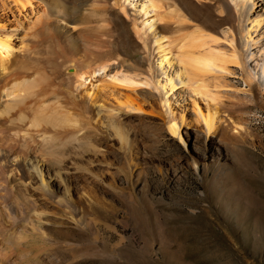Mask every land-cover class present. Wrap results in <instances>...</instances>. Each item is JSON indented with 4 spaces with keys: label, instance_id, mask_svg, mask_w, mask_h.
<instances>
[{
    "label": "rangeland",
    "instance_id": "obj_1",
    "mask_svg": "<svg viewBox=\"0 0 264 264\" xmlns=\"http://www.w3.org/2000/svg\"><path fill=\"white\" fill-rule=\"evenodd\" d=\"M251 1L254 6L248 15H244L245 8L251 2L243 3L237 14L242 16L236 15L235 22L237 30L243 27L245 32L251 26L244 20H262L259 29L243 37L251 40L247 50L241 49L242 67L253 76L250 83L241 66L233 65L229 67L233 74L219 89L217 104L201 102L177 89L168 94L169 115L177 120L182 116L184 124L178 137L164 126V108L157 102L160 96L147 97L143 113L129 116L134 131L149 137L135 143L130 180L118 144L106 142L105 135L98 137L102 156L95 161L93 172L101 173L103 185H92L103 191V186L112 184L102 200L113 210L98 225L97 236L76 222L74 212L69 214L54 203L62 188L40 157L49 200L41 196L36 180L28 181L21 161L12 162V156L22 152L27 126L0 124V158L4 159L0 196L12 205L14 195L4 185L12 167L22 181L29 182L27 192L36 203L0 229V264H264V0ZM94 5L83 7L93 10L94 16L88 17L92 26L100 24L104 10L103 5ZM128 8L129 19H136V26L143 28L139 10ZM198 14L199 20L207 19L218 31H225L227 41L220 42V48L231 50L228 40L233 33L215 24L216 13L201 9ZM118 33L126 64L137 61L147 68L156 52L142 56L132 34L126 37L124 28ZM151 68L159 85L172 75V69L163 76L154 70L156 65ZM193 101L200 112L212 110L220 121L208 138L195 120ZM25 115L32 117L29 110Z\"/></svg>",
    "mask_w": 264,
    "mask_h": 264
},
{
    "label": "bare ground",
    "instance_id": "obj_2",
    "mask_svg": "<svg viewBox=\"0 0 264 264\" xmlns=\"http://www.w3.org/2000/svg\"><path fill=\"white\" fill-rule=\"evenodd\" d=\"M236 1L231 6L227 0H0V124L27 126L22 152L12 156V162L21 161L28 181L36 180L41 196L49 200L41 160L62 188L54 203L69 214L74 212L76 222L97 236L98 225L113 210L102 200L112 184L103 186V191L92 185H103L101 173L93 172L102 156L99 138L105 135L106 142L118 144L130 180L135 143L149 137L134 131L129 116L143 113L147 97L160 96L157 102L164 108V126L178 137L184 124L182 116L177 120L169 115L168 94L177 89L201 102L217 104L222 82L233 74L230 66H241L246 82L253 79L242 67L241 49L249 48L251 40L243 37L259 29L262 20L247 18L244 22L251 28L237 30L236 15L243 3L251 2L244 15L254 5L251 0ZM94 4L103 5L104 10L100 24L92 26L88 17L94 16L93 10L83 7ZM135 6L143 28L136 26V19H129L128 7ZM201 9H212L218 16L215 24L233 33L228 40L231 50L220 48V42L227 41L225 31H218L207 19L199 20ZM120 28L126 37L134 36L142 56L156 52L147 68L137 61L126 64L120 51ZM153 65L163 76L172 69L162 85L153 76ZM192 109L208 138L220 122L216 113L200 112L195 101ZM17 172L11 167L6 174L4 185L14 197L9 205L0 196V229L36 206L27 192L29 182ZM16 181L20 186L14 185Z\"/></svg>",
    "mask_w": 264,
    "mask_h": 264
}]
</instances>
